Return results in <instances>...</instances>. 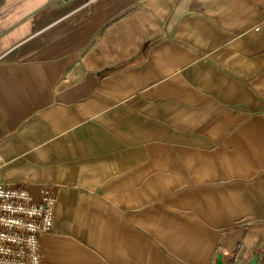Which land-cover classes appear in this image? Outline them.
I'll use <instances>...</instances> for the list:
<instances>
[{
	"label": "crops",
	"instance_id": "1",
	"mask_svg": "<svg viewBox=\"0 0 264 264\" xmlns=\"http://www.w3.org/2000/svg\"><path fill=\"white\" fill-rule=\"evenodd\" d=\"M0 156L52 264H264V0H0Z\"/></svg>",
	"mask_w": 264,
	"mask_h": 264
},
{
	"label": "built area",
	"instance_id": "2",
	"mask_svg": "<svg viewBox=\"0 0 264 264\" xmlns=\"http://www.w3.org/2000/svg\"><path fill=\"white\" fill-rule=\"evenodd\" d=\"M57 203L49 186L37 200L28 188L0 184V264H52L41 253V237L54 227Z\"/></svg>",
	"mask_w": 264,
	"mask_h": 264
},
{
	"label": "water",
	"instance_id": "3",
	"mask_svg": "<svg viewBox=\"0 0 264 264\" xmlns=\"http://www.w3.org/2000/svg\"><path fill=\"white\" fill-rule=\"evenodd\" d=\"M66 1H69V0H58V4H61L62 2H66ZM244 264H259V254L256 253L253 259L249 263H244Z\"/></svg>",
	"mask_w": 264,
	"mask_h": 264
}]
</instances>
